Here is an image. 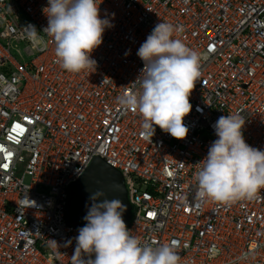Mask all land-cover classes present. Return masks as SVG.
Segmentation results:
<instances>
[{
	"label": "built area",
	"instance_id": "2783aa9c",
	"mask_svg": "<svg viewBox=\"0 0 264 264\" xmlns=\"http://www.w3.org/2000/svg\"><path fill=\"white\" fill-rule=\"evenodd\" d=\"M47 6L0 0V264H74L69 183L95 156L123 175L141 244L174 241L179 264H264V190L204 201L194 179L222 115L243 117L245 142L264 150V0H101L113 26L91 53L95 71L78 74L42 33ZM160 21L202 56L184 139L158 126L146 139L139 114L116 103L139 90L137 51ZM28 25L47 48L32 47Z\"/></svg>",
	"mask_w": 264,
	"mask_h": 264
},
{
	"label": "clouds",
	"instance_id": "9594fccd",
	"mask_svg": "<svg viewBox=\"0 0 264 264\" xmlns=\"http://www.w3.org/2000/svg\"><path fill=\"white\" fill-rule=\"evenodd\" d=\"M100 3L48 0L43 9L47 26L42 33L54 43L62 69L77 74L95 71L97 62L91 53L101 45L105 29L113 26L107 18H100ZM24 30L34 49L47 48V41L34 25ZM180 31V26L168 22L155 25L137 51L144 65L134 81L139 90H127L116 98L121 108L139 114L141 135L146 139L151 140L154 126L176 139H184L188 132L183 120L192 109L189 97L201 76L202 56L173 38ZM244 123L236 114L222 115L213 125L217 139L194 173L199 200L229 204L252 200L264 190V150L245 142ZM104 197L101 190L89 197L91 206L83 217L86 223L75 237L74 264H179L174 241L158 246L141 244L122 218V202Z\"/></svg>",
	"mask_w": 264,
	"mask_h": 264
},
{
	"label": "water",
	"instance_id": "95a60500",
	"mask_svg": "<svg viewBox=\"0 0 264 264\" xmlns=\"http://www.w3.org/2000/svg\"><path fill=\"white\" fill-rule=\"evenodd\" d=\"M97 190L105 193L104 198L119 199L125 207L122 218L124 221H128L131 204L123 175L119 170L106 164L103 159L71 191L67 203L68 221L78 229L85 225L86 221L83 217L87 214L88 207L91 206L89 197L92 192Z\"/></svg>",
	"mask_w": 264,
	"mask_h": 264
},
{
	"label": "rangeland",
	"instance_id": "374dc122",
	"mask_svg": "<svg viewBox=\"0 0 264 264\" xmlns=\"http://www.w3.org/2000/svg\"><path fill=\"white\" fill-rule=\"evenodd\" d=\"M102 159L95 156L92 158V160L90 161V163L87 165L86 169L84 170V172L77 178V179H74L72 180L70 183H69V191L71 192L79 183H80V180L88 173L92 170V168L97 165ZM82 177V178H81ZM81 178V179H80ZM68 217V215H67ZM131 221V209H130V213H129V218H128V221H124L126 226L130 223ZM94 258V256H93Z\"/></svg>",
	"mask_w": 264,
	"mask_h": 264
}]
</instances>
